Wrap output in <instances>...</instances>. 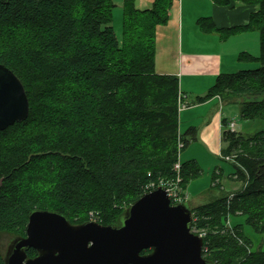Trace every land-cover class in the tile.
<instances>
[{"label": "trees", "instance_id": "obj_1", "mask_svg": "<svg viewBox=\"0 0 264 264\" xmlns=\"http://www.w3.org/2000/svg\"><path fill=\"white\" fill-rule=\"evenodd\" d=\"M174 1L140 9L125 0L120 39L114 0H0V44L30 39L0 50V63L19 76L30 101L28 119L0 130V237H25L37 209L62 213L72 224L94 214L103 225H120L135 201L176 177L184 94L179 76L156 71L157 29L169 23ZM234 1L257 8L248 24L223 28V36L258 31L260 55L243 52L238 59L261 65L220 74L196 102L218 96L238 104L244 119L264 120V0ZM199 24L215 29L211 18ZM66 90L74 100L61 109L57 97ZM197 132L181 134V153ZM222 155L233 158L231 177L243 186L192 206L193 230L205 232L203 253L213 264H264V250H252L242 225H229L231 215H245L264 233V130L246 135L225 128ZM202 172L197 160L181 161L183 188ZM222 175L214 171L212 187L222 189ZM37 254L28 250L29 257Z\"/></svg>", "mask_w": 264, "mask_h": 264}, {"label": "water", "instance_id": "obj_2", "mask_svg": "<svg viewBox=\"0 0 264 264\" xmlns=\"http://www.w3.org/2000/svg\"><path fill=\"white\" fill-rule=\"evenodd\" d=\"M29 115L22 80L0 63V130ZM193 222L192 205L172 204L165 186L135 201L120 225L72 224L62 213L37 209L27 235L9 245L5 264H213L203 255L204 237L193 231ZM31 248L37 256L29 257Z\"/></svg>", "mask_w": 264, "mask_h": 264}, {"label": "crops", "instance_id": "obj_3", "mask_svg": "<svg viewBox=\"0 0 264 264\" xmlns=\"http://www.w3.org/2000/svg\"><path fill=\"white\" fill-rule=\"evenodd\" d=\"M114 1L117 4L114 15L116 9L120 14L125 0ZM154 2L136 0V5L140 9H150ZM256 8L234 0L228 6H220L213 0H175L169 23L157 29L156 71L158 74L179 76L185 98L186 106L180 112L186 127L181 133L185 134L190 128L196 127L197 138L191 142L201 143L208 150L222 152L223 120L230 122L232 117L225 114L222 109L224 104L218 96L203 103H197V97L204 95L220 74L247 67L238 59L241 53L258 55V31H244L230 37H224L221 31L223 28L248 24ZM202 18L213 20L215 29L212 32L200 26L199 20ZM190 94L196 96L191 103L188 101ZM191 159L199 162L194 155L188 160ZM201 197L202 194L196 196L197 199ZM189 203L197 205L195 199H189Z\"/></svg>", "mask_w": 264, "mask_h": 264}, {"label": "rangeland", "instance_id": "obj_4", "mask_svg": "<svg viewBox=\"0 0 264 264\" xmlns=\"http://www.w3.org/2000/svg\"><path fill=\"white\" fill-rule=\"evenodd\" d=\"M116 9L115 11V17H114V26L116 29V32L120 39L122 38V22H123V9L121 8L120 14ZM26 43L30 44V39H27L26 37L19 36L15 40H5L0 44V50H8L10 51L11 47L16 48L20 45H27ZM9 48V49H6ZM260 55V48L258 55ZM255 56V55H254ZM50 57V56H49ZM229 60V58H228ZM49 61V60H48ZM231 63L233 60H229ZM242 64H246L247 67L245 68H239L236 71L245 69H257L260 67V62L258 61H247V62H241ZM209 70H211L210 67H207ZM199 72H203L202 70H199ZM217 79V77H216ZM71 90H66L61 93L59 97H57V106L59 108H66V102H72L74 99L73 97L75 94H72L70 92ZM71 93V95H70ZM220 98V97H219ZM185 99V98H184ZM183 99L184 104L185 100ZM196 99V96L193 94H190L189 102L191 103L193 100ZM221 99V98H220ZM222 101V99H221ZM223 102V101H222ZM224 106H222L223 111L226 115H230L232 118L231 121L236 122V126L233 130L242 132L246 135H253L261 130H264V120L262 119H256V120H247L244 119L241 116L240 113V107L238 104H225L223 102ZM72 111V107H68V109ZM183 108V107H182ZM181 108V109H182ZM180 109V108H179ZM180 109V111H181ZM69 117H72V113L68 115ZM230 121V122H231ZM186 125L182 122L181 119V112H180V131H179V137L181 136V131L185 129ZM225 128H229V122L228 126ZM183 129V130H182ZM178 137V138H179ZM223 140V138H222ZM191 144V145H190ZM189 147L184 149L182 154L180 155L181 161H187L190 159L191 155H194L199 160V164L202 167V174L200 177L192 180L190 182L188 193L190 195V200L194 201L196 200L197 205H202L205 203L210 202L213 198L220 196L223 192H234L239 190L243 183L240 181H237L235 179H232L231 175L235 171L233 158L232 157H224L222 155V152L208 150L205 148L204 145L197 142H191ZM216 169H222L223 175L220 180L222 184V189L212 187V181H213V173ZM197 194H202V197L197 199ZM229 225L235 226V225H242V228L244 230L245 235L251 239L252 241V250L258 251V250H264V233H257L251 225L247 222V217L245 215H231L229 217ZM13 236L9 234H3L0 237V250L2 254H6L9 245L11 244L13 240Z\"/></svg>", "mask_w": 264, "mask_h": 264}, {"label": "built area", "instance_id": "obj_5", "mask_svg": "<svg viewBox=\"0 0 264 264\" xmlns=\"http://www.w3.org/2000/svg\"><path fill=\"white\" fill-rule=\"evenodd\" d=\"M185 106H186V104H184V102L180 101V109L182 107H185ZM235 126H236L235 121L229 122L230 130L235 131V130H233ZM178 145H179V151H180V155H181L182 154L181 150L184 148V142H183V139L181 136L179 137V144ZM174 170L177 173L176 177L172 178L170 180H162L160 186H165L167 188L169 195H170V198L172 200V204L189 202L190 198H189L188 192H187V190H185L183 188V186L181 184L182 183V177H181V161L180 160H179V162H177L175 164ZM150 187H155V184H151V186H149L148 188H150ZM92 220L97 221L94 214H92ZM193 231L195 233H197L195 230H193ZM197 234H200L203 237L205 236V232H203V231L200 233H197ZM204 250L205 249L203 248V252H204ZM203 255H204V253H203Z\"/></svg>", "mask_w": 264, "mask_h": 264}, {"label": "flooded vegetation", "instance_id": "obj_6", "mask_svg": "<svg viewBox=\"0 0 264 264\" xmlns=\"http://www.w3.org/2000/svg\"><path fill=\"white\" fill-rule=\"evenodd\" d=\"M37 256V255H36Z\"/></svg>", "mask_w": 264, "mask_h": 264}]
</instances>
